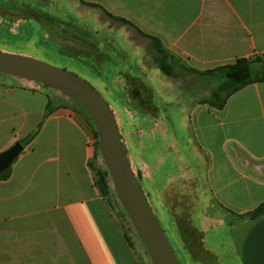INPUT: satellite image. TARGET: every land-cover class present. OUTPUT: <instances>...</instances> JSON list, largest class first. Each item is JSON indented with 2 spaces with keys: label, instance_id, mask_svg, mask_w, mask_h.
<instances>
[{
  "label": "crops",
  "instance_id": "1",
  "mask_svg": "<svg viewBox=\"0 0 264 264\" xmlns=\"http://www.w3.org/2000/svg\"><path fill=\"white\" fill-rule=\"evenodd\" d=\"M28 1L32 0H0V17L23 14L35 20L54 38L92 57L101 69L110 59L108 53L125 54L120 76L133 86L132 96L149 101L142 109L146 114L158 109L150 103L151 88L136 76L127 52L143 60L145 48H153L152 38L170 56V63L178 61L198 80L213 81V75L199 72L264 55V0ZM48 4L57 10L44 11ZM153 58L148 54L143 65L149 70L147 77L159 83L160 69L149 60L155 64ZM2 75L0 152L32 137L11 163L8 177L0 178V264L145 263L141 242L125 229L124 213L111 192L103 196L95 185L90 119L60 92ZM168 94L162 98L169 99ZM204 99L188 114L200 151L190 157L191 167L204 176L211 203L229 219L238 264H264V213L235 219L264 202V82L244 85L222 106ZM130 131H125L128 136ZM131 142H126L130 165L137 153ZM143 149L153 155L151 144ZM144 156L137 162L138 167L144 165L143 178L148 183L159 180L151 173L155 160L146 163ZM166 160L159 173L162 179L174 172H164ZM156 193L146 192L151 197ZM191 219L185 218L181 229L199 245L203 238ZM201 249L217 260L213 252Z\"/></svg>",
  "mask_w": 264,
  "mask_h": 264
},
{
  "label": "rangeland",
  "instance_id": "2",
  "mask_svg": "<svg viewBox=\"0 0 264 264\" xmlns=\"http://www.w3.org/2000/svg\"><path fill=\"white\" fill-rule=\"evenodd\" d=\"M33 1L39 3L41 0L28 2ZM55 8L48 4L44 11L53 13L57 10ZM77 49V47L69 45L68 42L54 38L46 28L23 14L21 16L8 14L7 17H0V51L29 56L71 71L91 84L108 103L115 116L120 137L125 141L122 144L125 153L131 155L126 147V142L130 139L132 141L130 146L134 147L137 152L135 153L137 158H132L134 164L132 163L131 167L178 263L201 264L199 260H202L204 264H238L230 238L229 219L211 203L204 176L193 172V167H191L190 157H193L194 154L199 155L200 151L194 143L195 138L188 120L191 108L201 99L206 98L204 99L205 102L212 99L213 104H218L217 102H220L229 91V84L215 90L221 79L206 81L198 80L195 76L190 77L188 75L192 74L185 72L176 60L171 62L173 65L171 75H164L163 71L157 69L156 74L160 81L154 83L152 79L147 77L149 70L144 68L143 63L146 61L143 62V60L148 54L154 55L155 50L150 46L145 48L144 59L141 61L136 60L137 57L133 51H128L127 55L132 62L133 71L141 82L151 88L152 95L150 97H152V101L150 103L158 109L154 115L146 114L139 111L135 106L138 103L136 101L138 97L135 98V95L132 96L131 94L133 86L126 84L120 76V72L124 71L121 68V60L123 59L122 55L125 54H120V52L108 53L110 59L103 62L101 69L93 62L92 57L91 59L86 57ZM167 59L170 60V56ZM149 60L152 65H156L152 59ZM261 64V61L256 62L257 70L260 69ZM0 76H3L2 73ZM150 76H152L151 72ZM34 84L55 90L38 82H34ZM55 91L59 93V91ZM164 93H170L166 95L169 99L164 100L162 98ZM59 94L71 102L64 94ZM142 121H145L143 125L141 124ZM126 129L131 130L129 136L125 132ZM148 144H151L150 152L153 155H148V150L144 152L143 147ZM142 155L147 156L146 163L155 160L152 166L154 172L151 171V173L153 178H159V180L148 183L143 178L144 165L138 167L137 164L138 158H142ZM92 158L91 167L94 174V167H105L100 156L97 138H95ZM166 158L169 165L165 164L164 172L165 170L169 172V168L174 172L162 179L163 173H159L162 171L161 166L165 163ZM203 160L204 157H202ZM155 172L159 175H156ZM109 183L114 203L124 213L122 219L125 229L134 239L141 242L120 205L110 180ZM146 192L157 193L155 197H151ZM190 216L193 219H191L192 228L195 229L197 225L200 230V237L203 238V242L200 240L202 243L199 245L193 243V238L189 237L188 232L181 229V226L186 224L184 219ZM203 246L217 256L216 261L210 259V255L201 249ZM142 248L145 263L151 264L143 245Z\"/></svg>",
  "mask_w": 264,
  "mask_h": 264
},
{
  "label": "water",
  "instance_id": "3",
  "mask_svg": "<svg viewBox=\"0 0 264 264\" xmlns=\"http://www.w3.org/2000/svg\"><path fill=\"white\" fill-rule=\"evenodd\" d=\"M0 73L50 86L89 114L114 193L151 264H179L129 163L115 116L102 95L77 74L25 55L0 51ZM21 150L22 144L16 142L0 152V173L10 167Z\"/></svg>",
  "mask_w": 264,
  "mask_h": 264
},
{
  "label": "trees",
  "instance_id": "4",
  "mask_svg": "<svg viewBox=\"0 0 264 264\" xmlns=\"http://www.w3.org/2000/svg\"><path fill=\"white\" fill-rule=\"evenodd\" d=\"M153 39V48L155 50L154 53V61L157 67L163 71L167 75L172 74V63L168 61V54L165 52L163 48L156 42L154 38ZM261 61V67L259 70L256 68V62ZM206 75H213V79L219 78L221 79V82L217 86L215 90L223 88L224 85L229 84V91L226 93L225 97L221 99L220 102H217V106H222L226 98L235 92L236 90L240 89L244 85H247L249 83L253 82H264V55L261 57H255L252 59L247 58H238L233 63L224 64L221 66H218L216 68L206 70L204 72H199ZM45 85V84H43ZM47 86V85H45ZM139 89V88H138ZM216 92V91H215ZM214 94V93H213ZM212 94V95H213ZM79 110L85 113V115L90 119L93 127L94 124L92 122V119L90 118L89 114L76 102L70 100ZM209 103H213L212 99L206 100ZM141 107V105H140ZM32 136H28L26 138H22L18 140L17 142L21 143L22 145H25L28 143ZM94 137L97 138L96 132L94 129ZM94 176H95V185L99 189L100 193L103 196H107L110 194L111 186L109 183V176L107 173V170L105 167H94ZM9 168L5 171L0 173V178H6L9 175ZM113 189V187H112ZM264 213V202H261L258 206H256L253 210L245 212L243 214H236L235 219H243V218H253L256 217L259 214ZM146 264V263H143Z\"/></svg>",
  "mask_w": 264,
  "mask_h": 264
},
{
  "label": "flooded vegetation",
  "instance_id": "5",
  "mask_svg": "<svg viewBox=\"0 0 264 264\" xmlns=\"http://www.w3.org/2000/svg\"><path fill=\"white\" fill-rule=\"evenodd\" d=\"M138 103L135 104L136 108L139 110V111H142L143 108H146L148 107V104H149V101L148 100H145V99H142L141 96H138L137 100H136ZM141 105V107H140Z\"/></svg>",
  "mask_w": 264,
  "mask_h": 264
}]
</instances>
